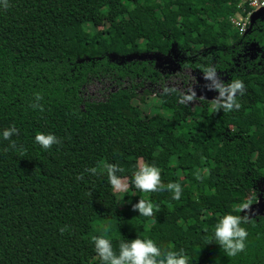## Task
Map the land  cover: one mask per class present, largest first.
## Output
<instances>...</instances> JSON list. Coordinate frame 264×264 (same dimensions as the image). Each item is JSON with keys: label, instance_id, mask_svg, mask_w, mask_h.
Here are the masks:
<instances>
[{"label": "trees", "instance_id": "obj_1", "mask_svg": "<svg viewBox=\"0 0 264 264\" xmlns=\"http://www.w3.org/2000/svg\"><path fill=\"white\" fill-rule=\"evenodd\" d=\"M243 1L8 0L6 10L0 2V264H103L93 243L100 236L117 255L121 242L139 237L184 250L189 264H264V216L241 225L247 247L235 257L214 239L219 220L244 216L247 194L258 200L264 189V15L241 34L230 17ZM174 51L209 95L219 93L206 87L204 68L225 83L241 79V108L217 113L213 100L200 99L195 110L165 88L155 114L142 117L146 99L133 83L163 84L164 76L130 58ZM100 77L132 85L84 100ZM13 126L18 134L4 139ZM40 133L60 143L45 150ZM109 163L129 184L126 209L108 182ZM143 163L160 170L163 184L179 183L180 199L136 189ZM98 165L100 174L87 171ZM141 198L156 206L152 217L133 210Z\"/></svg>", "mask_w": 264, "mask_h": 264}, {"label": "clouds", "instance_id": "obj_2", "mask_svg": "<svg viewBox=\"0 0 264 264\" xmlns=\"http://www.w3.org/2000/svg\"><path fill=\"white\" fill-rule=\"evenodd\" d=\"M4 9L9 7L8 0H0ZM251 27V26H250ZM250 30V29H249ZM203 76L206 81L210 83L206 85L209 90H215L219 93L218 97L213 100V104L217 110L224 112H230L233 110H239L241 104L237 102V95L243 96L246 88L244 82L235 78L230 83H225L220 79L215 67L209 66L203 69ZM167 92V89H165ZM196 96L195 92L191 95L184 97L185 100L191 101ZM36 99H40L39 96ZM183 102V101H182ZM14 133L18 134L17 129L13 126L11 129L3 132L4 139H9ZM35 141L41 145L45 150L50 149L54 144L60 143L56 136L52 134H37ZM12 148L16 147L13 142ZM97 167L88 169L91 174H100ZM106 169L108 182L114 191H126L128 184L125 182L126 178H123L117 173L123 172V169L116 164L103 165ZM83 179V176L78 177ZM197 179H201L199 173ZM134 185L135 188L141 192H173V199L179 200L182 194V188L179 183L170 182L167 185L163 184L161 179L160 170L147 163L138 165V170L134 173ZM154 208L156 206L144 199H140L139 203L133 206L134 211H139L140 216L152 217L154 215ZM251 205L249 203H243L240 206L241 211L250 210ZM249 222L247 215H224L219 222L215 225L214 239L221 246V249L226 253L228 257H235L241 252L246 250V240L248 237V231L242 227V224ZM66 229L61 228L63 233ZM93 243L95 244V251L103 261V264H189L190 258L184 253V250L177 251H163L156 243L151 239H140L139 237L131 240L121 242L119 246V255L113 250L112 243L104 236L93 237Z\"/></svg>", "mask_w": 264, "mask_h": 264}, {"label": "rangeland", "instance_id": "obj_3", "mask_svg": "<svg viewBox=\"0 0 264 264\" xmlns=\"http://www.w3.org/2000/svg\"><path fill=\"white\" fill-rule=\"evenodd\" d=\"M105 28L103 22H100L96 29L98 32ZM130 59L147 61L154 63V66L164 76V83L162 84H151L146 81L137 79L133 84L137 87V95L139 97H145L146 100H140V106L143 109L142 117L146 118L155 114L153 99H156L159 94L166 89H173L179 91L183 97L191 95L192 92L196 93V96L191 100L184 101L190 105L193 109L201 106L200 99L214 100L216 96L209 95L208 93L201 90L198 84V79L195 72L190 68H183L182 61L183 56L174 51L173 54L168 56H162L157 53L134 55ZM121 80H117L116 77H100L94 78L92 81L83 89L82 96L86 101H105L108 96L116 92L119 89H125L131 87L132 83L129 79H125L120 83ZM262 163V160H260ZM127 184V180L125 181ZM119 201V208L126 209L128 206L127 201L124 199L125 193L129 191V184L126 191H116ZM258 200H256L255 194L248 193L246 200L251 205L250 210L243 211L244 215L249 218L264 216V189L262 186L258 187Z\"/></svg>", "mask_w": 264, "mask_h": 264}, {"label": "built area", "instance_id": "obj_4", "mask_svg": "<svg viewBox=\"0 0 264 264\" xmlns=\"http://www.w3.org/2000/svg\"><path fill=\"white\" fill-rule=\"evenodd\" d=\"M238 8V13L230 17V23L244 34L250 29L253 14L264 9V0H244Z\"/></svg>", "mask_w": 264, "mask_h": 264}, {"label": "water", "instance_id": "obj_5", "mask_svg": "<svg viewBox=\"0 0 264 264\" xmlns=\"http://www.w3.org/2000/svg\"><path fill=\"white\" fill-rule=\"evenodd\" d=\"M264 15V9H261L260 11H257L253 14L252 20H251V27L250 29L253 27V25L255 24V22L261 18Z\"/></svg>", "mask_w": 264, "mask_h": 264}]
</instances>
